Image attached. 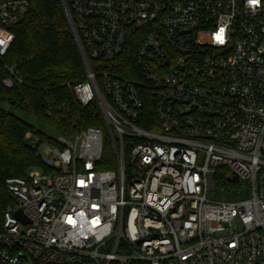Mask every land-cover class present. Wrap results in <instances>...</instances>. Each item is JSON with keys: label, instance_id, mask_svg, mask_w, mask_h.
I'll use <instances>...</instances> for the list:
<instances>
[{"label": "built area", "instance_id": "1", "mask_svg": "<svg viewBox=\"0 0 264 264\" xmlns=\"http://www.w3.org/2000/svg\"><path fill=\"white\" fill-rule=\"evenodd\" d=\"M63 1L85 68L72 92L103 127L26 133L47 169L6 181L0 264H264V0ZM28 10L0 0L7 89ZM219 173L243 183L234 199L208 198Z\"/></svg>", "mask_w": 264, "mask_h": 264}, {"label": "trees", "instance_id": "2", "mask_svg": "<svg viewBox=\"0 0 264 264\" xmlns=\"http://www.w3.org/2000/svg\"><path fill=\"white\" fill-rule=\"evenodd\" d=\"M12 32L14 40L4 64L13 66L21 81L11 89L3 87V66L0 99L25 117L0 107V229L7 206L15 205L6 187L7 179L25 176L32 167L47 169L26 139L27 132L53 140L56 135L72 137L89 126L103 127L97 107L93 103L81 105L72 92L73 84L84 77L85 68L61 0H29V10ZM135 45L119 57L126 67L135 64ZM27 118L55 135L38 129ZM104 153L108 154L106 147ZM214 178L216 190L233 184L223 173Z\"/></svg>", "mask_w": 264, "mask_h": 264}, {"label": "rangeland", "instance_id": "3", "mask_svg": "<svg viewBox=\"0 0 264 264\" xmlns=\"http://www.w3.org/2000/svg\"><path fill=\"white\" fill-rule=\"evenodd\" d=\"M0 107L6 110H9L10 112L17 114L21 117H25L24 114H22L18 109L11 107L7 102L3 101L0 99ZM29 119L31 122H33V124L38 128V129H42L45 132L51 134V135H55V133L49 129L48 127H45L43 125H40L39 123H37L34 119L32 118H27ZM231 186L234 189H241L244 185L242 182H235L233 184H231ZM208 198L214 201H219V200H223V199H234V196H232V193L228 192L226 189L224 188H219L217 190L211 191L208 194ZM27 264H33L31 260H29L27 262Z\"/></svg>", "mask_w": 264, "mask_h": 264}, {"label": "water", "instance_id": "4", "mask_svg": "<svg viewBox=\"0 0 264 264\" xmlns=\"http://www.w3.org/2000/svg\"><path fill=\"white\" fill-rule=\"evenodd\" d=\"M61 2H62V5H63L64 10L66 11V6H65V4H64V1L61 0ZM77 42H78V41H76V43H77ZM77 46H78V45H77ZM233 179L236 180L237 177H234ZM16 213H17V216H18L22 221H24V222L27 221L26 218L24 217V215L22 214L21 209H18V210L16 211Z\"/></svg>", "mask_w": 264, "mask_h": 264}]
</instances>
